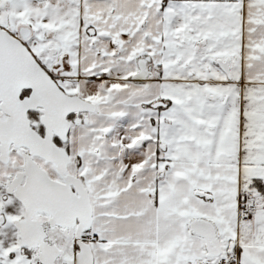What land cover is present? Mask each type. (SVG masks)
Segmentation results:
<instances>
[{
    "label": "snow or ice",
    "instance_id": "snow-or-ice-1",
    "mask_svg": "<svg viewBox=\"0 0 264 264\" xmlns=\"http://www.w3.org/2000/svg\"><path fill=\"white\" fill-rule=\"evenodd\" d=\"M0 264H264V0H0Z\"/></svg>",
    "mask_w": 264,
    "mask_h": 264
}]
</instances>
